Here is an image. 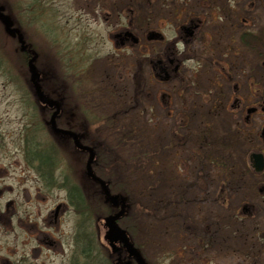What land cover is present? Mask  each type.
<instances>
[{"label": "rangeland", "instance_id": "obj_1", "mask_svg": "<svg viewBox=\"0 0 264 264\" xmlns=\"http://www.w3.org/2000/svg\"><path fill=\"white\" fill-rule=\"evenodd\" d=\"M89 1L0 0L3 12L14 20L16 26L13 27L19 30L24 43L32 50L36 69L42 76L41 86L51 97L61 95V73L64 75V69L66 73H74L75 68L83 62L79 50L91 39H95L94 24H88V34L82 38H79L77 32L80 17L76 6L80 3L87 5ZM123 1L129 2L132 7L136 2L139 3V0H113L112 3L119 4ZM218 1L221 4L224 2ZM199 3L198 0H192V4ZM257 15L258 36L261 39L264 33V12L260 6ZM230 20L231 17L226 19L227 31L230 25L235 28ZM1 28L3 26L0 27V132L3 133V148L12 147L10 139L6 137L9 132H13V135L23 126L31 128L30 131L37 135V141L47 140L50 145H55L51 148L61 147L57 144L58 139L48 129L40 128L41 114L36 107H32L31 99H27L30 86L27 61L23 67L20 61L21 50H18L20 44L7 37ZM165 32L170 34V28L165 29ZM104 45L103 50H108L109 45ZM71 51L77 53L73 55ZM262 53L260 45L259 56ZM249 57L244 50L241 55L243 95L252 78H257L261 83L264 76L263 68L256 67ZM92 62L97 91L94 94V107L86 109L95 122L93 125L84 121L74 122L76 118L68 120L64 116L58 123L60 126H71L76 131L80 130L84 133L82 138L85 143L102 136L108 144L118 146L119 159L123 163L120 173L126 174L130 182L137 178L139 185L143 180L149 185L143 195L145 199L149 196L155 201L145 203L151 208L157 207L155 215L162 218V221L155 222L162 226L155 234L148 235L145 229L141 237H136L145 260L148 264H222L220 260L225 259L223 257L226 252L237 248L236 244L239 246L238 243H241L233 235L238 225L229 219V215L233 214L237 206L235 188L243 184L244 179L246 181V177L241 178L242 172L239 170L243 162L242 154L232 149L235 146L227 140L233 132L227 119L233 114L224 106L214 107L210 102L213 99L212 93L208 92L209 100L205 98L204 95L211 86L208 84V76L204 74H200L196 87L193 88L192 101L180 97L170 107L167 96L164 95L166 104L161 103L156 96L157 85L150 83L149 76L145 84L138 86V77L121 74L106 59ZM166 86L170 87L169 84ZM141 90L145 94L139 93L140 96L136 98V93ZM125 110L130 112L122 113ZM67 111L70 116L75 109L67 108ZM117 111L122 112L118 114ZM234 114L236 115V111ZM114 115L115 121L118 119L121 123L114 121L110 126L107 125L109 121L103 122V117ZM121 117L123 121H120ZM127 123L135 124L134 135L129 136L127 130L123 129V125ZM206 125H209V135L204 133ZM56 156L59 157V163L81 166L82 187L91 185L85 169L87 155L67 153L63 158V154L57 152ZM134 157L141 161L134 160ZM61 158L63 159L60 160ZM221 163H225L226 167ZM20 169L7 165L4 169L3 205L8 200L13 202L9 208L10 215H23L37 207L42 212L46 211L52 205L51 200L35 202L26 199L27 192L32 193L33 189L28 182H16L15 177L20 175ZM222 183L228 185L231 195L226 204L215 199L217 186ZM52 193L51 190V195ZM42 194L45 195L46 192ZM171 201L172 204L169 203ZM96 219L97 217H92L85 223L81 221L82 234L85 230L87 236L84 250L78 249V260L81 264H115L117 260H125L123 249L118 246L116 251H112L109 248L106 231L101 224L102 218H98V221ZM75 221L74 215H68L65 223L61 225L62 231L66 233L65 254L69 258L73 250ZM248 223L247 220L243 221L244 231L248 228ZM142 224L153 226L151 219H143ZM205 244L210 249H205ZM246 246L243 240L242 249ZM49 259L51 264H57L64 258L61 259L59 255L51 252ZM225 263L237 264L228 259H225Z\"/></svg>", "mask_w": 264, "mask_h": 264}, {"label": "flooded vegetation", "instance_id": "obj_2", "mask_svg": "<svg viewBox=\"0 0 264 264\" xmlns=\"http://www.w3.org/2000/svg\"><path fill=\"white\" fill-rule=\"evenodd\" d=\"M112 1L90 0L87 5L80 3L76 6L80 17L77 23L79 38L88 34V24H94L95 41L91 39L79 50L83 62L74 73H66L65 69L64 75L61 73L60 96L51 97L40 86L45 98L58 104L56 127L73 132L80 144L95 152L94 140L85 143L82 138L84 133L58 123L64 116L68 120L76 118L74 122H95L86 109L94 107L97 91L92 60L106 59L121 74L138 77V86L145 84L149 76L150 83L157 85L156 96L163 104H166L164 95L167 96L170 107L180 97L192 101L198 77L200 74L208 76L211 89L204 96L209 100L208 92L212 93L210 102L213 106H224L233 114L227 122L234 133L227 140L235 146L232 149L242 154L240 176L242 179L246 177V181L244 179V183L235 188L237 206L229 215V219L238 225L233 235L241 243H238L239 246L236 244L237 248L228 250L223 258L237 264H264V76L261 83L251 77L244 95L241 80V55L244 50L256 67L263 68L264 74V33L259 39L257 23L258 7L264 12L262 0H223V4L218 0H198V5L192 4V0H139L133 7L129 2L113 4ZM228 17L235 26L230 25L229 31L226 28ZM11 24L15 25L13 19ZM167 28H170V34L165 32ZM6 35L18 43L16 34ZM106 43L109 47L104 51ZM260 45L263 53L259 56ZM21 53L29 58L32 50L26 48ZM71 53L75 55L77 52ZM41 81L39 73V84ZM168 84L170 87L166 86ZM142 92L138 91L136 98ZM27 99H31L32 107H36L41 114L40 128L48 129L61 147L51 148L47 140L37 141V135L30 131L31 128L23 126L13 135L9 132L10 136L6 137L12 147L4 149L3 133L0 132V264H51V252L64 258L57 264H81L77 252L79 248L83 250L86 243L80 228L83 218L78 204L83 188L82 170L81 166L72 163L57 162L59 157L56 154H63V158L67 153L88 156V151L76 147L73 136L52 131L50 118L57 108L40 102L32 84ZM67 108L75 109V112L72 111L69 116ZM204 133L210 134L209 125H206ZM6 165L21 168L15 180L17 183H30L33 192H27V200H51L52 205L44 212L37 207L23 215H10L9 208L13 202L8 200L3 205ZM88 179L91 185L98 184ZM217 188L214 192L216 201L226 204L231 198L228 185L222 183ZM113 209L117 211L119 206ZM68 215H74L76 220L70 258L65 254L66 233L61 227ZM244 220L249 222L245 231L242 227ZM243 240L247 244L245 249H242ZM204 248L210 249L207 244ZM225 259L220 262L226 264Z\"/></svg>", "mask_w": 264, "mask_h": 264}, {"label": "trees", "instance_id": "obj_3", "mask_svg": "<svg viewBox=\"0 0 264 264\" xmlns=\"http://www.w3.org/2000/svg\"><path fill=\"white\" fill-rule=\"evenodd\" d=\"M20 61H21V65L25 67L27 56L21 53ZM121 112L122 111H117L118 114H121ZM129 112L130 110H125L122 113L127 114ZM105 117L102 118L105 120L103 122L106 123L107 121H109L107 125H110V126L113 124V122L116 119V115H114V117L113 116H105ZM113 118L114 120H112ZM119 119L120 121L124 120L123 117ZM115 122L121 123L119 122L118 119ZM123 126H124L123 129L127 130L126 132L129 136L134 135L133 129L135 128L134 127L135 124L127 123V124H124ZM78 132H81V131L78 130ZM94 141L96 142V145L94 146L95 147V160L92 166H93L95 175L98 176L100 179H102L106 183L107 188L110 191V193L118 194L125 198L128 209L126 210V213L124 214V216L120 218L119 223L127 231V233L131 237L134 244L140 250V246L136 242V237L137 236L141 237L145 229L147 230L148 235L155 234L157 230L161 229V226H162V225H156L157 221H162V218H159L155 215V211L157 207L151 208V206L147 204L152 201L154 202L155 200L149 196L146 197L145 199L143 195L144 191L147 189L149 185L147 184L145 180H143L142 183H140L139 185V180H137V178L134 179V181L130 182L127 179L126 174L120 173V167L122 168L123 163H122V159L121 160L119 159L120 157L117 151L118 146L108 144L106 140L102 139V136L96 137ZM50 146L53 147L54 145H50ZM143 158L147 159L144 155H143ZM133 159L137 161L139 158L134 157ZM138 161H141V159H139ZM221 165L224 168L226 167L225 163H221ZM145 201L147 203H145ZM158 202L161 203V201H158ZM169 203L172 204L173 201ZM78 204L82 212V218H83L84 223L85 221H87V219H92V217L101 218L103 216H106L112 213L114 210L113 207L110 206L107 201H105V197L99 185H94V184L92 186L91 185H86V187L83 186L81 199L78 201ZM143 219L145 220L151 219L153 222V226L152 225L144 226L142 224ZM156 226H159V227H156ZM86 236L87 234L85 230H83V238Z\"/></svg>", "mask_w": 264, "mask_h": 264}, {"label": "water", "instance_id": "obj_4", "mask_svg": "<svg viewBox=\"0 0 264 264\" xmlns=\"http://www.w3.org/2000/svg\"><path fill=\"white\" fill-rule=\"evenodd\" d=\"M263 4H264V0ZM2 7H0V20L3 23L4 29L8 34L16 33L18 41L21 43L22 49L25 47L24 41L22 38V35L19 33L17 29H14L11 27V22L10 18L5 15L2 12ZM35 56H32L28 62H27V69L29 72L30 76V81L32 85L34 86L35 93L37 98L40 100V102L47 104L48 106H56V110L52 113V116L50 118V125L52 127V130L55 133H63L67 134L68 136H73V139L75 141V146L84 149L88 151V157L85 163V169H86V175L97 181L101 188L102 191L105 195V200L109 202L113 207L120 206L119 210L113 214H109L106 217L103 218L102 225L104 228H106V240L108 242V245L112 251H116L118 249V245L121 246V249H123L126 253V259L125 260H117L115 264H148L144 257L142 256L141 252L134 246V244L130 241V238L126 232L125 229H123L119 224H118V219L124 214V212L127 209L126 203H125V198L121 195L118 194H111L107 188V185L105 184L104 181L101 179L97 178L93 171H92V163L94 161V152L91 148L87 146H83L78 142L77 136L68 130H61L56 127L55 123V117L58 113L59 107L58 104L52 100V99H46L45 96L42 94L40 90V85H39V74L37 72L36 66H35Z\"/></svg>", "mask_w": 264, "mask_h": 264}]
</instances>
